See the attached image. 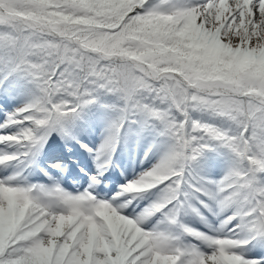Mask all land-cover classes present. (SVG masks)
<instances>
[{
    "label": "snow or ice",
    "instance_id": "snow-or-ice-1",
    "mask_svg": "<svg viewBox=\"0 0 264 264\" xmlns=\"http://www.w3.org/2000/svg\"><path fill=\"white\" fill-rule=\"evenodd\" d=\"M0 264H264V0H0Z\"/></svg>",
    "mask_w": 264,
    "mask_h": 264
},
{
    "label": "rangeland",
    "instance_id": "rangeland-1",
    "mask_svg": "<svg viewBox=\"0 0 264 264\" xmlns=\"http://www.w3.org/2000/svg\"><path fill=\"white\" fill-rule=\"evenodd\" d=\"M59 139V138H58ZM55 141H57L56 137H53L52 142L49 144V146H56ZM58 152L54 151L53 154L48 155L46 157H51L53 155H57ZM142 156V152H136L135 154L132 153L131 150L125 151L121 154V159L119 163L121 164V169L124 171V175H120L121 169H117L113 173V179L116 184L123 182L126 178H130L134 176L136 173L141 171L140 169L148 166L149 161L145 160L143 164L140 163V159ZM112 182H110L111 184ZM114 186V185H112Z\"/></svg>",
    "mask_w": 264,
    "mask_h": 264
},
{
    "label": "bare ground",
    "instance_id": "bare-ground-1",
    "mask_svg": "<svg viewBox=\"0 0 264 264\" xmlns=\"http://www.w3.org/2000/svg\"><path fill=\"white\" fill-rule=\"evenodd\" d=\"M54 151H58V150H56L55 147H52V148L49 149L48 154H47V150H46V156H47V155H51V154H53ZM112 185H113V183H111V184L108 183V187H109V188H111Z\"/></svg>",
    "mask_w": 264,
    "mask_h": 264
}]
</instances>
